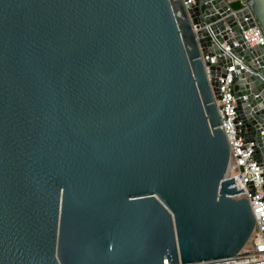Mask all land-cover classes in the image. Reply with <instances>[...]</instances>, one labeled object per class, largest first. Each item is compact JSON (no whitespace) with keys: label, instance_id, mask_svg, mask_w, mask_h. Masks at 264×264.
<instances>
[{"label":"water","instance_id":"water-1","mask_svg":"<svg viewBox=\"0 0 264 264\" xmlns=\"http://www.w3.org/2000/svg\"><path fill=\"white\" fill-rule=\"evenodd\" d=\"M255 25L264 0H0V264L238 255L255 218L214 95L236 60L238 133L264 170Z\"/></svg>","mask_w":264,"mask_h":264},{"label":"built area","instance_id":"built-area-1","mask_svg":"<svg viewBox=\"0 0 264 264\" xmlns=\"http://www.w3.org/2000/svg\"><path fill=\"white\" fill-rule=\"evenodd\" d=\"M195 0H181L185 9ZM244 40L250 45L264 44V36L258 26L242 31ZM214 59L212 58L211 61ZM227 67L224 76L219 77L214 103L218 110L220 125L229 146V167L227 177L234 179L237 190L242 189L244 197L255 218L253 231L238 255L232 258L200 262L194 264H264V178L263 168L255 161L254 144L245 141L238 133L241 121L236 119V96L232 88L230 72L234 64ZM244 98V97H243ZM251 183L252 188L249 184Z\"/></svg>","mask_w":264,"mask_h":264}]
</instances>
